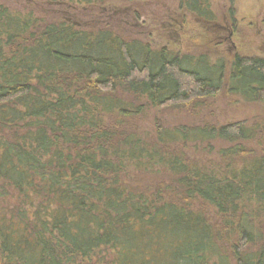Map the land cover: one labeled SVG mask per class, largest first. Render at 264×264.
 <instances>
[{"label": "trees", "instance_id": "trees-1", "mask_svg": "<svg viewBox=\"0 0 264 264\" xmlns=\"http://www.w3.org/2000/svg\"><path fill=\"white\" fill-rule=\"evenodd\" d=\"M18 1L0 0V264H264V123L143 125L202 111L226 62L140 37L165 0ZM211 2L163 24H213ZM230 61L229 89L264 102V56Z\"/></svg>", "mask_w": 264, "mask_h": 264}, {"label": "rangeland", "instance_id": "rangeland-1", "mask_svg": "<svg viewBox=\"0 0 264 264\" xmlns=\"http://www.w3.org/2000/svg\"><path fill=\"white\" fill-rule=\"evenodd\" d=\"M18 2H24L20 0ZM31 3L32 0H27ZM126 2L113 0V6L124 7ZM128 5V3H127ZM177 0L151 3L145 7L146 15L144 32L140 37L152 43L153 47L160 49L168 47L174 51L182 50L196 62V57L207 56L210 66L219 61L226 62L224 88L213 98L206 102V107L196 113L190 114L184 108L169 107L150 109L143 121L146 129L154 124L155 118H160L165 125H194L203 119L207 122L226 124L230 122H243L248 126L254 123H264V102L248 101L240 94L233 93L229 66L230 58L234 53L242 55H264V0H212L211 10L215 23H205L194 16H189L185 26L173 33L166 24L163 16L171 15L177 9ZM32 7V5H28ZM235 10L234 19L231 8ZM231 39L224 42V38ZM178 40V42H177ZM221 144L216 143L219 147ZM225 145V144H224Z\"/></svg>", "mask_w": 264, "mask_h": 264}, {"label": "flooded vegetation", "instance_id": "flooded-vegetation-1", "mask_svg": "<svg viewBox=\"0 0 264 264\" xmlns=\"http://www.w3.org/2000/svg\"><path fill=\"white\" fill-rule=\"evenodd\" d=\"M230 39H231V36L225 37V38H224V42L227 43V41H229ZM235 54H238V52H237V53H234L233 56H235ZM233 56H232V57H233ZM257 56H260V55H257ZM263 56H264V55H263Z\"/></svg>", "mask_w": 264, "mask_h": 264}]
</instances>
